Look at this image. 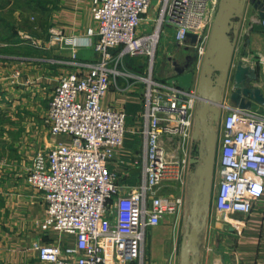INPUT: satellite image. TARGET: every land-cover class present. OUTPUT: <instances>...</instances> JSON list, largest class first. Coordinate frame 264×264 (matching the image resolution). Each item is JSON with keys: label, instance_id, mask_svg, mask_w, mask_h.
Here are the masks:
<instances>
[{"label": "built area", "instance_id": "1", "mask_svg": "<svg viewBox=\"0 0 264 264\" xmlns=\"http://www.w3.org/2000/svg\"><path fill=\"white\" fill-rule=\"evenodd\" d=\"M218 4L219 0H91L96 32L89 28L87 35L95 36L92 46L100 58L59 78L43 121L51 136L65 139L38 151L25 177L46 205L40 229L75 240L73 246L34 244L41 262L139 263L146 230L180 211L182 197L166 190L182 179L189 161L185 149L192 139L197 87L153 79L155 50L168 26L174 29L176 44L193 49L199 64ZM149 16L154 19L152 31L138 33ZM261 23L264 26V19ZM188 33L196 35L194 44ZM52 35L69 43L60 33ZM125 56L145 58L149 74L134 77L145 85L144 148L134 189L120 186L109 170L113 148L124 143L126 114L100 106L115 77L127 74L117 69ZM252 108L227 106L217 140L213 208L237 230L243 221L235 215L246 218L264 194V115Z\"/></svg>", "mask_w": 264, "mask_h": 264}, {"label": "crops", "instance_id": "2", "mask_svg": "<svg viewBox=\"0 0 264 264\" xmlns=\"http://www.w3.org/2000/svg\"><path fill=\"white\" fill-rule=\"evenodd\" d=\"M90 7L91 0H11L4 7L0 5V30H13L11 36L0 35V264H45L33 249L36 243L74 245L72 235L40 229L38 222L46 214V205L41 195L26 184L25 176L38 151L48 150L65 139L51 136L43 121L59 78L100 58L92 46L95 36L87 35L89 28L96 32ZM8 10L12 14L11 23L1 16ZM153 20L150 16L143 19L138 33L151 32ZM261 20L256 10L251 7L245 10L234 37L232 63L242 62L256 70L258 79L253 85L264 96V26ZM55 32L69 39L86 37L91 45L80 47L56 41L52 35ZM173 32V28L164 26L160 34L156 48L159 55L154 58L151 74L157 81L170 80L172 61L180 60L182 51L189 47L176 44L174 48L171 44V40L175 42ZM161 38L164 41L160 45ZM111 52L116 54L118 49ZM202 60L203 57L199 64ZM117 69L127 74L116 76L100 100L102 108L126 114L124 143L113 148L109 170L117 175L120 186L134 189L140 177L145 126L141 118L145 85L134 77L149 75L148 66L145 58L125 56ZM224 104L234 106L228 100ZM255 105L258 104L253 107ZM224 114L223 111L222 116ZM197 144L193 139L187 143L185 153L189 161L183 177L172 182L166 190L183 198L180 211L146 230V264H175L178 224L182 221L181 243L188 214L185 199L190 198L194 172L190 160L199 155ZM215 174L216 165L214 177ZM235 218L243 221L239 230L209 206L205 226L199 235L197 264H264V194L253 203L246 218L241 214Z\"/></svg>", "mask_w": 264, "mask_h": 264}, {"label": "water", "instance_id": "3", "mask_svg": "<svg viewBox=\"0 0 264 264\" xmlns=\"http://www.w3.org/2000/svg\"><path fill=\"white\" fill-rule=\"evenodd\" d=\"M248 7L264 19V0H219L202 63H197V56L191 64L182 65L174 60L171 63L173 76L168 82L186 89L196 84L198 94L191 137L199 144V155L190 160L194 172L180 243V264H197L198 261L199 235L209 214L213 187L217 147L215 124L227 107L224 101L240 109H251L253 104L264 105L261 90L253 85L258 79L256 70L242 62L232 63L234 37ZM187 37L191 44L197 41L194 34L188 33Z\"/></svg>", "mask_w": 264, "mask_h": 264}, {"label": "rangeland", "instance_id": "4", "mask_svg": "<svg viewBox=\"0 0 264 264\" xmlns=\"http://www.w3.org/2000/svg\"><path fill=\"white\" fill-rule=\"evenodd\" d=\"M16 1H21L22 2L23 0H16ZM9 2H11V0H0V5H2L4 7L5 3H9ZM5 12L6 13H2L1 16L4 19H6L7 22L11 23V21H12L11 11L8 10V11H5ZM34 20H35V18L33 17L32 21L34 22ZM25 26H27V25L25 24ZM9 27H11V25H9ZM7 28H8V26H7ZM31 31L33 32V29ZM1 34H4L6 36H11L13 34V30H11V28H9V29H6L5 28L3 30H0V35ZM173 35H174V32H173ZM170 37H171L170 39H173L172 38V35H170ZM0 38H2V36H0ZM163 41H164V38H161L160 45L163 43ZM171 44H172V46L174 48L175 47L177 48L176 43L174 42V40H171ZM157 50L155 52L154 58H156V57L158 58L159 52L157 53ZM156 62H157V60H156ZM156 66H157V64L155 63V67ZM230 87H231V84H230ZM252 110L254 112L260 114V115H264V106L255 105L252 108ZM222 118H223V116H221V118L219 119V121L215 124V131H216V134H217V139H218V134H219V129H220V125H221ZM217 156H218V146L216 147V152H215V165H216ZM214 178H213V180H215V182H213V187H212V190H211V193H210V202H209L210 208H213V198H214V194H215V191H216V179H214ZM183 203H184V200H183ZM188 204H190V201H189L188 196H187L186 199H185V205H186L185 209H186L187 212H188ZM182 213L184 214V212H182ZM178 227L179 228H178V232H177V235H176L177 236V242H176V246H175V251L173 250L174 251V255H175L174 258L176 260L175 261V264H180V237H181V234H182V221L180 222V224H178ZM145 248H146V245H145ZM146 256H147V249H145V251L143 253L142 260L139 261L140 264H141V261H142L143 264H146V260H147ZM139 263L137 261H134L131 264H139Z\"/></svg>", "mask_w": 264, "mask_h": 264}, {"label": "flooded vegetation", "instance_id": "5", "mask_svg": "<svg viewBox=\"0 0 264 264\" xmlns=\"http://www.w3.org/2000/svg\"><path fill=\"white\" fill-rule=\"evenodd\" d=\"M183 54L180 58V60H177L180 64L184 65V64H191L194 61V58L196 57V53L193 49H184ZM198 145V144H197ZM196 148L199 151V145L196 146Z\"/></svg>", "mask_w": 264, "mask_h": 264}, {"label": "clouds", "instance_id": "6", "mask_svg": "<svg viewBox=\"0 0 264 264\" xmlns=\"http://www.w3.org/2000/svg\"><path fill=\"white\" fill-rule=\"evenodd\" d=\"M68 42L72 45H77L80 47H89L91 45V41L86 37H74Z\"/></svg>", "mask_w": 264, "mask_h": 264}]
</instances>
